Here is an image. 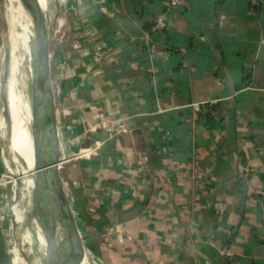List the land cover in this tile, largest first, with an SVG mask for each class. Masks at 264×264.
<instances>
[{"label": "crops", "instance_id": "1", "mask_svg": "<svg viewBox=\"0 0 264 264\" xmlns=\"http://www.w3.org/2000/svg\"><path fill=\"white\" fill-rule=\"evenodd\" d=\"M48 2L59 171L98 262L264 264V0Z\"/></svg>", "mask_w": 264, "mask_h": 264}, {"label": "water", "instance_id": "2", "mask_svg": "<svg viewBox=\"0 0 264 264\" xmlns=\"http://www.w3.org/2000/svg\"><path fill=\"white\" fill-rule=\"evenodd\" d=\"M26 9L32 25L39 35L35 39L38 49L39 71L34 81H28L27 87L33 97L31 138L33 141L35 169L34 188L32 191L33 219L43 220L45 246L41 264H61L60 252L62 226L67 223L68 234L64 240L74 243V254L82 260L85 246L77 226L69 199L64 192L59 171V141L55 115L54 96L52 91V42L44 10L38 0H20ZM46 129L49 130V150L44 149ZM11 135V134H10ZM20 182V179H18ZM38 208L40 212L38 213ZM38 213V215H37ZM58 227L60 233L58 236Z\"/></svg>", "mask_w": 264, "mask_h": 264}, {"label": "rangeland", "instance_id": "3", "mask_svg": "<svg viewBox=\"0 0 264 264\" xmlns=\"http://www.w3.org/2000/svg\"><path fill=\"white\" fill-rule=\"evenodd\" d=\"M1 8L4 25L0 31V156H3L6 162L3 179L10 180L12 197L10 208L15 206L18 218V209L21 208L22 214H25L24 208H26V216L23 219H16L12 213L14 222L9 229L10 249L12 252L11 264H41L43 262L42 256L46 242L43 235V220L38 215L40 208H38L39 211L37 213L39 221H35L34 224L31 223L34 214L31 207L32 191L34 188V150H30L32 147L30 143L27 148H24L23 142L25 140H23L24 138L18 130L8 103L9 82L12 76L10 58L6 53V49L10 44L8 35L9 27L13 25V21L11 20L13 6H8V0H3ZM43 10L47 19L51 42L52 37H54L58 43L59 39H61V33H58L57 28H53L52 22L56 19V16L53 14L50 2H48V7L43 8ZM31 70L27 77L28 80L26 79L25 83L28 97L33 104V97L29 93L27 83L28 81H34L36 79L37 71L35 72V69ZM22 118L24 121L27 119L25 114L22 115ZM18 152L22 156L21 159L16 156ZM28 171L29 174L27 175L23 173H27ZM17 178L21 180V186H18ZM13 185L15 186L14 190H12ZM66 231L67 223L64 221L61 235L63 246L68 245L66 240H64L67 235ZM84 246L85 251L82 259H85L87 264H100L85 242ZM76 257L80 258L78 254H76ZM71 264H75L74 261Z\"/></svg>", "mask_w": 264, "mask_h": 264}, {"label": "bare ground", "instance_id": "4", "mask_svg": "<svg viewBox=\"0 0 264 264\" xmlns=\"http://www.w3.org/2000/svg\"><path fill=\"white\" fill-rule=\"evenodd\" d=\"M38 1L41 5L46 0ZM8 6H13L11 11V20L13 21V25L9 27L8 35L10 44L6 49V53L10 58L12 76L9 82L8 103L18 130L24 138L23 140H25L23 142L24 148H27L30 143L32 146L30 150H34L30 132L32 122L31 109L33 104L28 97L25 80L27 79L29 72L32 71L31 69H35V72L37 71L38 75L39 58L35 39L39 40V35L36 29L33 27L32 20L30 19L20 0H8ZM23 114H25L27 118L26 121H24L22 118ZM49 146L50 135L49 130L46 129L44 137V149L46 151L49 150ZM16 156L20 159L22 157L19 152L16 154ZM23 173L27 175L29 174V171L27 173ZM59 230L60 228L58 227V236L60 233ZM66 232V234H68V231ZM66 242L68 245L63 246L60 252L61 264H71L73 261L75 264H87L85 259L79 260L76 257V254H74V243L67 240Z\"/></svg>", "mask_w": 264, "mask_h": 264}, {"label": "built area", "instance_id": "5", "mask_svg": "<svg viewBox=\"0 0 264 264\" xmlns=\"http://www.w3.org/2000/svg\"><path fill=\"white\" fill-rule=\"evenodd\" d=\"M178 0H171L172 4ZM262 3V0H251L252 6L255 8ZM168 26V14L165 11L158 12L153 19L152 30H163Z\"/></svg>", "mask_w": 264, "mask_h": 264}]
</instances>
